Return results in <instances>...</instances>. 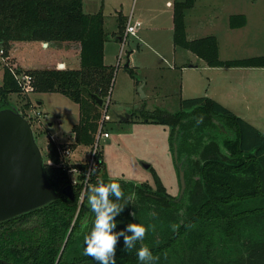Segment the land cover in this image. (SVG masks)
<instances>
[{
  "label": "trees",
  "instance_id": "1",
  "mask_svg": "<svg viewBox=\"0 0 264 264\" xmlns=\"http://www.w3.org/2000/svg\"><path fill=\"white\" fill-rule=\"evenodd\" d=\"M193 4L194 0L174 3L175 45L193 51L210 66L264 64L263 55L222 59L215 35L189 39L185 10ZM244 20V15L232 14L230 25ZM108 37L103 13L86 12L83 0H0V48L7 51L13 42L23 40L48 42L50 48L79 45L77 66L25 70L32 75L34 91L60 92L78 103L80 117L72 128L74 146L92 147L96 140L102 117L94 94L104 99L114 76V66L105 60ZM126 69L134 74L133 67ZM22 71L4 64L0 108L13 105L10 93L23 92L16 77ZM141 116L171 127L172 147L176 140L179 157L185 159L187 187L183 199L176 201L156 172L155 187L147 181L109 179L103 154L98 151L100 169L91 181L117 182L122 191L120 197L111 191L108 194L109 202L121 207L112 216L116 223L110 230H124L116 239V264H264V132L207 95L181 98L175 112L142 107ZM216 120L231 133H224ZM48 145L46 174L61 195L0 221V258L15 264H99L83 252L85 236L97 216L92 210L94 217L89 214V220L83 222L85 207L79 204L88 162L75 163L81 173L74 184L59 164V144L50 140ZM68 184L73 187V198L62 192ZM90 192L88 187L86 196ZM133 193V201L124 202L123 196L129 198ZM129 223H139L146 231L142 240L133 241L132 248L124 251L125 235L132 233ZM142 245L157 259L138 260L136 251Z\"/></svg>",
  "mask_w": 264,
  "mask_h": 264
},
{
  "label": "rangeland",
  "instance_id": "2",
  "mask_svg": "<svg viewBox=\"0 0 264 264\" xmlns=\"http://www.w3.org/2000/svg\"><path fill=\"white\" fill-rule=\"evenodd\" d=\"M254 35V32L241 34L237 36L236 43H231L230 37L220 36V57L227 59L264 54V34ZM115 39L116 37L109 36L107 42L116 41ZM129 39H132L131 35ZM115 44H108L106 53L107 62L114 66V76L109 93L99 107L103 117L106 102L109 100L108 113L111 119L105 122L99 147L106 164L107 177L138 182L148 181L152 187H155L156 172L168 192L178 195L180 185L173 160L171 127L167 124L143 120L142 107L152 111L161 108L175 112L180 109L181 98L203 96L207 94L206 91H210L226 104L238 106V111L246 116L249 114L248 118L251 120L257 118V122L264 129V95L260 97L254 95L255 91L258 94H264L263 69L231 70L210 67L200 61V66L189 68L188 74H183L178 69L168 67L167 63L171 61V50L166 44L160 47L161 51H155L148 45L142 47L136 44L134 55L131 56L134 71L131 75L125 66L130 46L128 44L125 46L126 51L121 64L117 66L121 45L116 50ZM50 46L44 47L42 41L37 40L13 42L9 49L0 55V84L3 81L4 64L13 68L21 67L23 69L21 75L26 69L45 65L62 67L61 63L66 66L79 64L78 44L59 45L54 46L55 48ZM178 51L186 50L180 48ZM195 60L197 62V58ZM183 80L190 88L189 91L185 89L184 94L182 93ZM141 85L142 90H140ZM146 93L149 95L146 96ZM242 93L246 95V99H242ZM9 99L13 106L30 120L43 156L48 151L49 141L53 140L58 144H68L72 148V155L68 158L71 165L89 162L93 146L84 144L74 146L73 144L75 134L72 126L79 121L80 117L78 103L60 92H36L33 89L22 93H10ZM28 100H30L29 105L26 104ZM34 112H39L40 116H34ZM132 112L135 113L133 117H131ZM125 113H129L130 117L119 120L118 115ZM50 122L53 125L48 127ZM100 123L96 138L101 127ZM227 131L231 133V130ZM54 135L62 138L54 140ZM65 136L67 138H63ZM145 164L150 166L146 167ZM74 177L75 174H72V178ZM99 184L101 183L94 182L90 194L86 196L83 222H87L90 218V197Z\"/></svg>",
  "mask_w": 264,
  "mask_h": 264
},
{
  "label": "crops",
  "instance_id": "3",
  "mask_svg": "<svg viewBox=\"0 0 264 264\" xmlns=\"http://www.w3.org/2000/svg\"><path fill=\"white\" fill-rule=\"evenodd\" d=\"M176 1H183V0H83V4L86 12H90V13L102 12L105 18V27L108 36L116 37L115 39L116 41H109L106 42L105 44L106 62H107L106 53L108 52V44L116 43L114 48L117 50L119 45H121V36L125 33L127 23L129 21H133V22L139 21L140 24L137 26L135 33L131 35L132 39H129V43H128V45L130 46L129 48H131L129 50L131 51L129 66L131 67L133 66L131 56L134 55L136 44L142 47H145L147 45L151 46L152 49H154L155 51L156 50L161 51L160 47L166 44L167 48L171 50L170 52L171 61L167 63L168 67L170 69H178L182 71L183 74H188L189 68H197L198 66H200L199 63L200 61H203L205 65L208 64L203 58H200L193 51L175 45L173 40V29H174L173 9H174V3ZM232 14L244 15V19H245L244 22L236 26H231L230 16ZM185 22H186L187 37L189 39L204 37L207 35H215L217 36L219 42V51H220L221 49L220 36L222 35L230 37L231 43H236L237 36L244 33L249 34L250 32H254L255 34L254 36L259 34L262 35L264 34V0H194V4L185 10ZM111 48L112 47H110V49ZM180 48L185 49L186 51L185 52L178 51V49ZM258 55L264 56V54H258ZM252 56H256V55H252ZM195 58H197V62H195L196 61ZM239 58H243V57H239ZM214 67H223L226 69H231V70L234 69V70H242V71L248 69L264 70V64L255 65V66H214ZM185 89L189 91L190 88L189 85L185 82V80H183L182 81L183 94ZM151 92L152 91H150V93ZM206 93L207 96H210L218 100L219 102H221L222 104L233 110L237 115L244 117L246 120L250 121L255 126H257L262 132H264V129L257 122V118H255L256 120H251V118H248L250 117L248 116L249 114H247L246 116V114H243L242 112L240 113L238 111V106L236 107L231 104H226L224 100L218 98L217 96H215V94H212L210 91H206ZM148 95L149 93H146V96ZM236 95L239 97V94L237 92ZM254 95L260 97L263 96L264 94H258L257 91H255ZM242 99H246V95L244 93H242ZM216 122H218V124L220 125V121L216 120ZM51 125H53L52 122L49 123L48 127H51ZM220 128L222 129L221 125ZM223 132L224 133L228 132L226 127L224 128ZM67 136L63 138H67ZM53 138L54 140H58L59 138L62 137L54 135ZM173 160L176 167V171L179 176V167L174 156H173ZM181 160L183 161V167H185L184 165L185 159L182 158ZM105 171H106V164H105ZM117 180L128 181L122 178ZM139 182H143V181H139ZM179 185H180V181H179ZM179 193H180V187H179ZM179 193L178 195L171 193L170 194L175 197L176 201H181L185 196V194L182 196V198L179 199L178 198ZM98 195L99 194L97 193V196ZM125 195L122 198L124 202L126 201V199L133 201V199L136 197L134 193L131 194L129 198L125 197ZM89 208L91 210V211L89 210L91 218H93L94 214L91 205Z\"/></svg>",
  "mask_w": 264,
  "mask_h": 264
},
{
  "label": "water",
  "instance_id": "4",
  "mask_svg": "<svg viewBox=\"0 0 264 264\" xmlns=\"http://www.w3.org/2000/svg\"><path fill=\"white\" fill-rule=\"evenodd\" d=\"M130 52L125 66L130 64ZM94 98L99 105L104 103L99 95L94 94ZM129 117V113L118 115L119 120ZM220 125L224 130V123ZM173 153L179 167L180 199L185 194L187 181L176 140ZM62 192L71 198L75 196L70 184ZM60 195L46 174L44 156L30 120L13 105L0 108V221L43 206ZM0 262L15 264L3 258Z\"/></svg>",
  "mask_w": 264,
  "mask_h": 264
},
{
  "label": "clouds",
  "instance_id": "5",
  "mask_svg": "<svg viewBox=\"0 0 264 264\" xmlns=\"http://www.w3.org/2000/svg\"><path fill=\"white\" fill-rule=\"evenodd\" d=\"M110 191L117 197L122 195L119 183H101L94 188V192L99 195H92L89 201L91 208L97 212V216L90 234L85 236L83 252L85 255L92 256L99 264H108L109 261H111V264H116V239L117 235L124 232L123 229L120 230V233H114L110 230L116 223L112 220V216L115 215L116 211L121 210V207L115 202H109L108 194ZM114 209L115 211H113ZM131 214L134 216V213ZM127 228L131 229L132 233L131 235H125L124 251L132 248L133 241L142 240L146 231L145 226L139 223H129ZM136 255L140 261H144L146 258L151 261L157 259L147 245L138 248Z\"/></svg>",
  "mask_w": 264,
  "mask_h": 264
},
{
  "label": "built area",
  "instance_id": "6",
  "mask_svg": "<svg viewBox=\"0 0 264 264\" xmlns=\"http://www.w3.org/2000/svg\"><path fill=\"white\" fill-rule=\"evenodd\" d=\"M140 24L139 21L137 22H133V21H129L126 25V29H125V33L121 36V49H120V54H119V60L117 63V66H120L121 64V60L123 58V54L126 51L125 50V46L129 43V36L134 34L137 26ZM42 45L44 47L48 46V42H42ZM5 50L3 48H0V55L4 54ZM17 79L19 81V83L22 85L23 87V91L25 90H30L33 89L32 86V75L26 71L23 72V74L21 75V73H19L17 76ZM108 107H109V100L106 102L105 105V110H104V115L102 117L101 120V127L98 133V137L96 138L93 147L91 149V157L90 160L88 162V168L87 171L84 172V179H82V183H83V189L79 198V204L81 205L82 203H84L85 199H86V190L88 189V187H93V182L91 181V177L93 174H95L96 172H99L100 169V163L98 161V151H99V147H100V139L103 135V127L105 125V122L109 119H111L110 114L108 113ZM34 116H40L39 112H34L33 113ZM59 155H60V165L63 166L65 169H67V171L70 173V176L72 178V174H75V177L72 178V182L74 184H76L78 182V174L81 173V170L79 168H77L74 165H71L68 161V158L72 155V148L68 145V144H59L58 148H57Z\"/></svg>",
  "mask_w": 264,
  "mask_h": 264
}]
</instances>
